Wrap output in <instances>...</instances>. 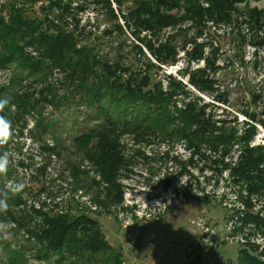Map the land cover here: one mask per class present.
<instances>
[{"label": "rangeland", "instance_id": "374dc122", "mask_svg": "<svg viewBox=\"0 0 264 264\" xmlns=\"http://www.w3.org/2000/svg\"><path fill=\"white\" fill-rule=\"evenodd\" d=\"M54 1L0 0L2 15L9 16L14 7L13 12L23 13L29 20H48L43 25L46 30L73 31L77 47L87 48L91 63L88 70L81 67L68 80L65 71L26 44L28 36L21 32L14 44L40 64L28 75L16 61L2 59L11 48L4 49L0 41L2 96L8 100V95L27 97L35 105L21 112L8 103L0 113L9 119L12 130L8 142L0 145L1 154L10 153L7 172L0 174V199L8 205L0 210V233L12 246L30 242L17 264H60L54 256L50 260L39 257L33 238L27 241L30 237L25 228H17L10 217L26 214L35 228L41 222L37 210L52 215L85 213L98 220L97 227L105 232L114 253H121L123 264H189L194 259L201 264L237 263L243 248L264 260V190L251 187L253 183L261 187L258 181H243L229 168L211 169L207 160L193 155L184 142L157 138L138 142L125 132L110 134L120 137L122 154L129 158V164L121 167L113 180L100 169L95 155L80 152L75 144L79 134L95 126L92 116L96 109V105L85 103L76 86L84 83L89 87L94 79L106 76L105 63L141 66L136 61L149 59L160 66L154 76L164 87L171 76L188 91L187 96L177 97L178 106L200 97L199 103H206L207 112L222 121L221 126L236 127L241 135L254 126L249 146L264 148V22L256 25L250 17L251 10L264 9V0L238 1L226 11L229 21L205 17L200 27L183 15L186 8L174 10L180 11L183 22L163 27L158 35L142 31L139 38L126 27L117 3L112 7L122 31L100 4L90 0H73L72 6L80 9L68 17L65 26L59 20L58 6L48 10ZM199 1V7L211 8L209 2ZM112 28V32L106 31ZM140 38L155 46L169 40L176 52L174 60L160 65ZM11 42L6 44L11 46ZM200 69L213 81V89H200L192 83V75ZM80 77L87 80L81 82ZM48 88L50 92L45 91ZM42 119L51 121L56 130L43 131L44 127L37 126ZM241 145L236 143L225 160L234 165L242 154ZM19 184H23L22 190H10L9 186ZM2 249L0 241V258ZM101 258L97 255L93 264H103ZM0 264H7L6 259ZM76 264L91 263L83 260Z\"/></svg>", "mask_w": 264, "mask_h": 264}, {"label": "trees", "instance_id": "16d2710c", "mask_svg": "<svg viewBox=\"0 0 264 264\" xmlns=\"http://www.w3.org/2000/svg\"><path fill=\"white\" fill-rule=\"evenodd\" d=\"M90 1L100 4L113 18L115 27L122 31L123 26L112 7L113 3H117L119 14L126 27L132 29L139 38L142 31L158 35L163 27L176 26L183 22V15L194 19L198 27L203 24L205 17L215 22L229 21L226 11L233 9L235 3L242 0H203L210 3V9L199 7V0ZM72 2L73 0L50 2L48 10L52 11L58 6L61 11L59 20L66 26L69 23L68 17L80 9L79 6L77 8L72 6ZM13 8L12 13L5 16L2 15L3 8L0 7V41L3 42L4 49L11 48V51L7 50L5 56L2 57L4 61H16L22 69L28 70V75L40 67L38 62H34L29 55H25L23 47L13 42L14 38L16 39L21 32H24L28 36L26 44L34 46L43 57L65 71L68 80L79 72V68L83 67L84 72L89 69L91 64L89 51L86 47H77L78 40L73 31H66L59 27L53 31L46 30L43 25L49 22L48 20L36 17L29 20L28 17H24L23 13L13 12ZM183 8H186L185 13L180 15ZM174 10L180 11L174 13ZM250 17L254 19L256 25H258L257 22L263 23L264 9H256L254 12L251 10ZM113 30L114 28L106 31L112 32ZM185 31L180 30L179 33ZM11 39L10 46V43H6ZM140 39L146 43L160 65L174 60L176 52L169 40L155 46L150 40ZM136 62L141 66L118 61L112 64L105 63L106 76L100 80L94 79L89 87H85L84 83L76 86L79 93L83 94L82 99L85 103L90 107L96 105L94 116H92L95 126L75 138L78 150L90 157L95 155L100 169L108 178L114 180L120 168L129 164V158L125 159L122 154L120 137L112 136L111 133L125 132L132 140L138 142L151 138L167 142H184L188 149H192L193 155L206 159L211 169L225 171L229 168L232 175L239 176V179L243 181H258L261 187L253 183L251 187L254 190L257 188L264 190V168H260V164H264V148L263 146L256 148L249 146V140L252 139L256 128L248 125L249 129L246 134L241 135L236 127L221 126L222 121H218L210 112H207L206 103L202 105L199 103L200 97L182 101V106H178L177 97L188 95L184 85L169 76L168 86L164 87L163 82L154 76V70L160 68L158 64L149 59ZM90 69L92 71V67ZM80 80L84 82L87 79L80 77ZM191 80L200 89H213V81L206 77L205 69L195 72ZM45 91L50 92L51 88ZM2 93L3 90H0V99H7L2 96ZM8 97L10 98V100L7 99L8 103H14L21 112H27L28 108L35 107L27 97L23 99L10 95ZM45 101L54 103L53 100L46 98ZM246 114L249 115L248 111ZM249 116L255 120L254 115ZM37 126L44 127L43 131L56 130L51 121L44 119L37 122ZM242 141H246L243 146ZM236 143L242 146V154L233 165L225 159ZM108 193L110 195L109 191ZM37 216L41 222L35 228L29 225V217L26 214L10 217L17 223V228H25L30 237L27 241L33 238L31 240L35 241L42 255L39 257L50 260L54 256V260L60 264L68 260L71 264L83 260L93 264L97 255H101L103 264H123L121 253H114L112 244L107 240L105 232L97 227L99 226L98 220L93 217L85 213L52 215L42 210H37ZM94 226L97 228L95 229ZM0 241L3 244V258L0 260L6 259L7 264H17L18 261H22L24 249H27L30 244V242L29 244L14 243L12 246V241L5 240L1 233ZM189 264H201V260L194 259ZM227 264H264V260L260 254L243 248L239 250L237 263L228 262Z\"/></svg>", "mask_w": 264, "mask_h": 264}, {"label": "clouds", "instance_id": "9594fccd", "mask_svg": "<svg viewBox=\"0 0 264 264\" xmlns=\"http://www.w3.org/2000/svg\"><path fill=\"white\" fill-rule=\"evenodd\" d=\"M8 104L7 99H0V113H2ZM12 135L11 123L9 119L0 114V145H4L8 142ZM10 163V153L5 151L3 154H0V174L7 172L8 166ZM10 190L13 192H19L23 188V184L16 185L15 187L9 186ZM8 207L5 200L0 199V210H6Z\"/></svg>", "mask_w": 264, "mask_h": 264}]
</instances>
